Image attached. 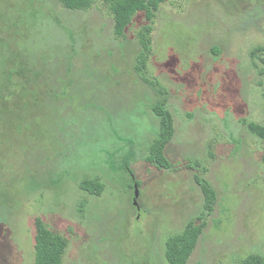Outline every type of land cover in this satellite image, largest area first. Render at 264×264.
<instances>
[{
    "label": "rangeland",
    "instance_id": "rangeland-1",
    "mask_svg": "<svg viewBox=\"0 0 264 264\" xmlns=\"http://www.w3.org/2000/svg\"><path fill=\"white\" fill-rule=\"evenodd\" d=\"M148 24L117 39L101 2L0 0V264H34L36 218L62 264H167L189 221L204 228L187 264L264 254V141L246 127L264 126V0H166L141 64ZM160 103L168 169L146 161Z\"/></svg>",
    "mask_w": 264,
    "mask_h": 264
},
{
    "label": "trees",
    "instance_id": "trees-1",
    "mask_svg": "<svg viewBox=\"0 0 264 264\" xmlns=\"http://www.w3.org/2000/svg\"><path fill=\"white\" fill-rule=\"evenodd\" d=\"M97 2L103 3L112 16L113 35L117 39L123 37L126 28L137 13H144L145 19L149 23L145 26V33L140 39L143 51L140 63L144 64V52L149 50V40L146 36L152 30L151 23H153L156 12L166 0H61L63 8L69 11H86ZM151 112L158 120L159 128L156 138L148 147L146 161L158 169H168L170 163L164 155V149L173 137L172 118L164 110L163 103L152 106ZM246 127L251 134L264 141V126L247 122ZM262 163L264 165V156ZM197 183L203 197V213H210L216 204L215 192L207 182L197 179ZM80 188L89 194L100 196L104 187L98 180H84L81 182ZM34 227V264H62L67 247L65 239L49 231L38 218L34 221ZM203 228V222L189 221L180 234L169 237L165 243L166 263L187 264ZM238 264H264V254L250 255Z\"/></svg>",
    "mask_w": 264,
    "mask_h": 264
},
{
    "label": "water",
    "instance_id": "water-1",
    "mask_svg": "<svg viewBox=\"0 0 264 264\" xmlns=\"http://www.w3.org/2000/svg\"><path fill=\"white\" fill-rule=\"evenodd\" d=\"M134 192H135V197L137 196V187L136 185L134 186Z\"/></svg>",
    "mask_w": 264,
    "mask_h": 264
}]
</instances>
